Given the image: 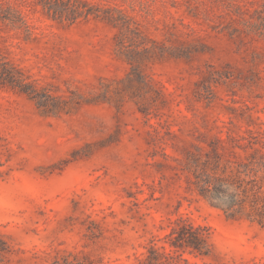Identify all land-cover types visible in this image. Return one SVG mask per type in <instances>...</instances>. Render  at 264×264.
I'll use <instances>...</instances> for the list:
<instances>
[{"label": "rangeland", "instance_id": "rangeland-1", "mask_svg": "<svg viewBox=\"0 0 264 264\" xmlns=\"http://www.w3.org/2000/svg\"><path fill=\"white\" fill-rule=\"evenodd\" d=\"M65 1L0 0V264H264V0Z\"/></svg>", "mask_w": 264, "mask_h": 264}, {"label": "trees", "instance_id": "trees-1", "mask_svg": "<svg viewBox=\"0 0 264 264\" xmlns=\"http://www.w3.org/2000/svg\"><path fill=\"white\" fill-rule=\"evenodd\" d=\"M56 12L58 13L57 15H60L61 17H72L69 20H71L72 22L77 21L80 17H82L83 12L80 11L81 7H79V5H75L74 3H72L71 1H61L59 0V2L56 5ZM83 8H85L83 6ZM90 14V13H88ZM88 14L86 16H88ZM257 20L259 22L258 24V32L260 35H263L264 32V11L258 10V17Z\"/></svg>", "mask_w": 264, "mask_h": 264}]
</instances>
